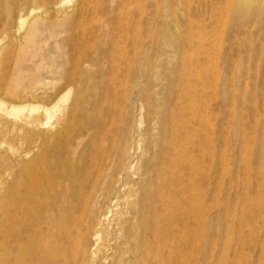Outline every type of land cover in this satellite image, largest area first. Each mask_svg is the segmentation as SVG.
<instances>
[{
    "label": "rangeland",
    "instance_id": "374dc122",
    "mask_svg": "<svg viewBox=\"0 0 264 264\" xmlns=\"http://www.w3.org/2000/svg\"><path fill=\"white\" fill-rule=\"evenodd\" d=\"M0 101V264H264V0H0Z\"/></svg>",
    "mask_w": 264,
    "mask_h": 264
},
{
    "label": "bare ground",
    "instance_id": "6f19581e",
    "mask_svg": "<svg viewBox=\"0 0 264 264\" xmlns=\"http://www.w3.org/2000/svg\"><path fill=\"white\" fill-rule=\"evenodd\" d=\"M67 2H70V0H67ZM66 3V2H65ZM64 97H65V95L62 97V98H60L59 99V102L60 101H63V100H65L64 99ZM67 97V96H66ZM59 102L58 103H56V105H54L53 107H41V105L40 106H37V105H25V106H19V105H17V106H15V105H13V104H11V103H9V102H5V101H0V109L3 111H6V112H8L9 114H12V115H17L18 113L20 114V113H22V112H24V111H28V112H32L33 110L35 111V110H43L44 111V113L46 112L47 114H49V119H48V121L46 122V123H48L49 121H50V119L52 118V112H54L55 110H58V106H59ZM60 107V106H59ZM54 110V111H53ZM56 112V111H55ZM54 112V113H55ZM55 116V115H54ZM2 172L0 173V176H1V178H0V192L1 193H3V196H5V194H6V196L5 197H8V196H10V195H12V194H19L20 193V189H21V187L19 188L18 187V189L16 188V189H14V187H16L15 186V184H12V185H14L13 187L11 186V188L9 187V185H7L6 184V182H4L2 179H3V176H2ZM70 174H72V175H74V177L76 178V181H75V183H74V186H73V188H72V190H71V195L72 196H75L77 199H81V197L83 196V192H85L86 193V191H84L83 190V185L85 186V185H88V184H84V182H83V184H82V181H83V176L85 175V173H84V170H83V166L82 165H79V166H77V167H75V168H73V169H71L70 170ZM17 181V180H16ZM16 183V182H15ZM9 187V188H8ZM87 187V186H86ZM85 187V188H86ZM82 188V189H81ZM11 189H14V190H12V191H10ZM89 189V188H88ZM81 190V191H80ZM90 190V189H89ZM78 191H80L81 192V194L82 195H80V193L78 192ZM83 191V192H82ZM17 192V193H16ZM88 192V191H87ZM84 193V194H85ZM86 194H89V193H86ZM86 194H85V196H86ZM19 196V195H18ZM87 198H88V196H86ZM78 200V201H79ZM86 200V199H85ZM76 201V200H75ZM80 201H82V199L80 200ZM79 201V202H80ZM83 201H84V198H83ZM82 201V202H83ZM88 201V200H87ZM87 201H86V203H87ZM79 202H77V203H79ZM81 203V202H80ZM85 203V204H86ZM89 203V202H88ZM74 204V203H73ZM84 204V203H83ZM74 205H77V204H74ZM89 205V204H88ZM80 206V205H79ZM91 206V205H90ZM83 207H84V205H83ZM87 207V204H86V206H85V208ZM89 207V206H88ZM80 208L83 210L84 208H82L81 206H80ZM89 208H91V207H89ZM88 208V209H89ZM77 209H78V207H77ZM80 209V210H81ZM87 209V210H88ZM71 210V209H70ZM90 210V209H89ZM78 211V213H79V210H77ZM93 210H91L90 212H92ZM67 212V211H66ZM70 212V211H69ZM73 212V211H72ZM84 212H85V210H84ZM87 212H89V211H87ZM101 213L103 212V211H100ZM99 212V214L101 215V213ZM111 212H113V211H111ZM74 213V212H73ZM77 213V212H76ZM75 213V215H77ZM96 214V213H95ZM112 214V213H111ZM74 214L72 215V216H75ZM90 215V214H89ZM100 215H98V216H100ZM87 216V215H86ZM97 216V215H96ZM97 216V217H98ZM102 216V215H101ZM111 216V215H110ZM41 217H43V216H41ZM64 217V216H63ZM77 217V216H76ZM96 217V218H97ZM112 217V216H111ZM158 217H159V215H158ZM70 218V217H69ZM75 218V217H74ZM86 218V217H85ZM101 218V217H100ZM17 219V218H16ZM80 219H81V217H77V220H75L74 221V223H72V224H75V227H77V225H78V223L80 222ZM108 219H109V217H108V214L106 213L105 214V216L99 221V223H97L99 226H101L102 228L103 227H106L105 225H106V223L108 222ZM111 219V218H110ZM64 220V219H63ZM42 221V220H41ZM84 221V220H83ZM90 221V220H89ZM82 222V221H81ZM87 222H88V220H87ZM156 222V221H155ZM29 223V222H28ZM45 223V222H44ZM43 223V224H44ZM69 223H70V221H69ZM159 223H161V222H159ZM46 224V223H45ZM64 224H65V222H64ZM84 224H85V222H84ZM66 225V224H65ZM64 225V226H65ZM69 225V224H68ZM87 225V224H86ZM98 225L96 226V227H98ZM109 225V224H108ZM17 226V225H16ZM37 226V225H36ZM70 226V225H69ZM68 226V227H69ZM39 227V226H38ZM41 227V226H40ZM73 227V226H72ZM75 227H73L74 229H75ZM65 228H66V226H65ZM81 228V227H80ZM92 228H95V227H92ZM100 228V227H99ZM84 229V228H83ZM106 229V228H105ZM100 230V229H99ZM102 230V229H101ZM18 232V230H15V232ZM75 231V230H74ZM85 231V230H84ZM91 231V230H90ZM103 231V230H102ZM22 232V231H21ZM65 232V231H64ZM81 232V231H80ZM92 232H94V231H92ZM86 233V232H85ZM70 235H73V233L71 234H69L68 233V235H66L65 237H68V236H70ZM94 235L95 236H97L98 235V230H97V232H95L94 233ZM78 236V235H77ZM78 237H80V236H78ZM71 238H73V237H71ZM74 238H75V236H74ZM66 239V238H65ZM82 239V238H81ZM80 239V240H81ZM83 239H84V237H83ZM89 239V238H88ZM97 239V238H96ZM67 240H70V238L68 237V239ZM76 240V239H75ZM76 241H78V240H76ZM82 241V240H81ZM89 241H91V239L89 240ZM80 242V241H79ZM94 241H91V243H93ZM70 243V242H69ZM99 243V241L97 242V244ZM81 244V243H80ZM96 245V244H95ZM96 246H98V245H96ZM95 246V247H96ZM63 250H64V247H61ZM58 249V248H57ZM61 249V251H63ZM64 256H67V255H65V253H64Z\"/></svg>",
    "mask_w": 264,
    "mask_h": 264
}]
</instances>
